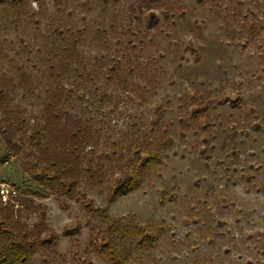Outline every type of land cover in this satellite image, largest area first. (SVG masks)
<instances>
[{
    "label": "rangeland",
    "instance_id": "obj_1",
    "mask_svg": "<svg viewBox=\"0 0 264 264\" xmlns=\"http://www.w3.org/2000/svg\"><path fill=\"white\" fill-rule=\"evenodd\" d=\"M25 5L15 24L0 0V72L16 81L20 66L33 86L18 85L14 103L30 124L41 118V58L59 25L99 60L91 80H65L77 86L64 105L95 128L91 165L105 174L82 175L75 198L34 197L50 235L30 264H264V0ZM4 152L0 136L2 206L11 190H40L23 168L30 157ZM133 157L150 158L142 184L109 201ZM37 219L22 210L29 226Z\"/></svg>",
    "mask_w": 264,
    "mask_h": 264
},
{
    "label": "trees",
    "instance_id": "obj_2",
    "mask_svg": "<svg viewBox=\"0 0 264 264\" xmlns=\"http://www.w3.org/2000/svg\"><path fill=\"white\" fill-rule=\"evenodd\" d=\"M1 2L15 13L11 20L15 24L21 14L27 13L24 8L27 0ZM51 35L52 44L45 48V56L41 58L50 80L44 88L41 120L35 117L30 124L25 109L14 103L13 93L18 85L24 83L33 89L29 75L21 71L20 66L16 81L0 72V136L4 143V158L19 153L30 157L23 162V168L40 188L39 191L13 190L12 203L0 205V264H30L34 247L46 245L47 241L42 239L50 235L46 206L35 203L34 197L56 195L75 198L82 175H88L97 183H101L105 177L101 168L94 171L91 165V155L98 139L95 128L87 119L73 114L64 105L77 86H67L65 80L70 76L79 77L81 81L91 80L96 73L91 67L99 60L96 56L93 63L83 59L77 48V40L59 25L53 28ZM99 37L101 35L98 34L97 39ZM84 87L87 91V84ZM86 93L82 92L81 96ZM149 164V157L142 162L135 160V157L128 159L119 176L113 178L109 201L139 187ZM23 209L27 213H38V219L31 226L21 220ZM103 220L108 223L107 216H103ZM112 226L122 233L131 231L130 226L119 221L109 222L108 227ZM55 242L56 237L51 236L49 244Z\"/></svg>",
    "mask_w": 264,
    "mask_h": 264
},
{
    "label": "built area",
    "instance_id": "obj_3",
    "mask_svg": "<svg viewBox=\"0 0 264 264\" xmlns=\"http://www.w3.org/2000/svg\"><path fill=\"white\" fill-rule=\"evenodd\" d=\"M0 187H1V189H0L1 195L4 196V189L2 188L3 186H0ZM11 192L14 193L13 190H11Z\"/></svg>",
    "mask_w": 264,
    "mask_h": 264
}]
</instances>
